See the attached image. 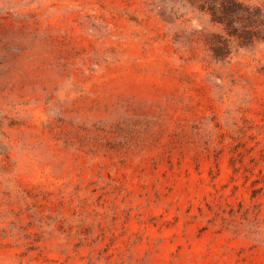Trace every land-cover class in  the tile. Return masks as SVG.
Returning <instances> with one entry per match:
<instances>
[{"label":"rangeland","instance_id":"obj_1","mask_svg":"<svg viewBox=\"0 0 264 264\" xmlns=\"http://www.w3.org/2000/svg\"><path fill=\"white\" fill-rule=\"evenodd\" d=\"M0 264H264V0H0Z\"/></svg>","mask_w":264,"mask_h":264}]
</instances>
